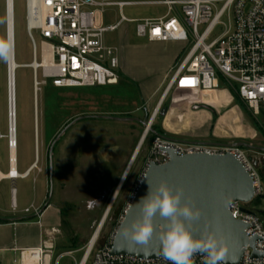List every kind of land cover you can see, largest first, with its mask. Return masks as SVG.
Masks as SVG:
<instances>
[{"label":"rangeland","instance_id":"1","mask_svg":"<svg viewBox=\"0 0 264 264\" xmlns=\"http://www.w3.org/2000/svg\"><path fill=\"white\" fill-rule=\"evenodd\" d=\"M108 1L132 3L124 6L108 5L103 10L92 7L96 23L100 26L114 25L122 16L139 20L161 17L168 13L166 5L152 3L160 0ZM25 3V0H14L15 58L17 63L22 65L16 71L17 164L20 173L34 162L36 166L27 179L19 178L16 181L15 198L19 207L11 206V199L8 205L10 209L17 211V215H33L30 219L38 220L48 209L45 215L49 223L43 224L42 241L51 236L55 240L56 248L51 264H56V258L67 251L73 252L72 255L61 256L59 264H78L122 182L135 149L142 140L147 128L142 122H150L157 106L156 103L153 109L144 112L143 108L147 105L142 102V97L146 95L139 83L144 82L149 86L150 96L157 93L161 97L168 82L160 91L153 84L163 76H171L177 58L189 49L190 44L150 42L136 35L137 21H123L116 30L104 34V42L116 49L128 71H133L138 76L135 82L125 80L124 77H128L120 68L123 76L121 75L118 85L98 89L78 87L62 90L43 85L41 89L38 87L35 97L34 69L31 67L34 61L33 45L26 30ZM202 30L203 26L199 27V31ZM219 30L220 28H217V34L220 33ZM34 37L39 51L42 38L38 32H34ZM0 38H7L6 0H0ZM178 52L180 53L174 60ZM173 93L171 91L165 97L151 124L157 134L162 131L160 125L163 114L174 105ZM232 94L234 104L238 108L237 113L241 117L240 123L237 124V116L230 109L221 110V107L217 106L216 109L201 110L206 109L204 113L211 118L207 119L211 132L217 130L218 126L221 131L233 135L221 137L210 134L200 137V141L215 140L222 144L244 142L264 148V118L261 116L256 119L249 107L240 101L234 92ZM95 98L102 111H94ZM178 105L191 109L190 104L185 101ZM8 108L7 63L0 61V162L6 161L9 166ZM77 119L51 151L52 144L60 133ZM152 133L151 130L148 132L133 159L132 166L110 207L95 248L101 247L107 240L131 199L148 155ZM240 148L256 163L264 186V153L246 147ZM4 183L8 184L11 196V181ZM4 183L0 184V187ZM31 204H35L34 207L30 206ZM25 207L30 208V211H19ZM247 207L259 214L264 223V197L254 198Z\"/></svg>","mask_w":264,"mask_h":264},{"label":"built area","instance_id":"2","mask_svg":"<svg viewBox=\"0 0 264 264\" xmlns=\"http://www.w3.org/2000/svg\"><path fill=\"white\" fill-rule=\"evenodd\" d=\"M25 1L26 30L33 45L34 61L31 67L34 69L35 86L39 89L43 85L59 89L118 85L121 78L120 58L116 49L105 44L104 34L116 30L123 21H137L136 35L140 38L150 42L178 41L190 44L189 49L177 58L164 98L173 91L172 104L185 101L190 106H195L202 102L203 95L225 85L249 107L256 119L261 116L264 118V0L153 1L152 3L166 5L167 15L139 20L122 16L118 23L109 26L98 25L91 8L103 10L108 5L124 6L132 2ZM201 26L203 30L200 32ZM217 28H220L219 34L216 32ZM34 32H38L42 38L39 51ZM45 50L50 53L48 61L44 59ZM148 132L146 130L143 133L141 146ZM10 145L12 146L11 138ZM168 150L179 156L230 153L243 164L252 178L254 198L264 195L263 180L256 163L242 148L188 143L154 134L150 138V148L139 182L128 204L149 165L169 162ZM247 205L248 203L243 202L229 205L232 217L248 224L246 236L259 237L253 248L246 246L239 264H264V257L252 256L254 250L264 252V223L259 214L249 210ZM29 211L30 208L24 210L26 213ZM123 216L124 213L101 247L95 248V244L87 246L78 264H170L160 253L157 259L110 255L115 232ZM55 248L52 236L45 238L39 247L16 248L19 258L15 259V263L51 264ZM72 253H61L55 263L59 264L64 254ZM193 264H203L201 254H194Z\"/></svg>","mask_w":264,"mask_h":264},{"label":"water","instance_id":"3","mask_svg":"<svg viewBox=\"0 0 264 264\" xmlns=\"http://www.w3.org/2000/svg\"><path fill=\"white\" fill-rule=\"evenodd\" d=\"M8 3L7 0V13H9ZM7 22L8 25V19ZM7 65L8 107L10 116V61L7 62ZM154 117L155 114L151 117V121L148 124L145 122L142 123L148 127V131L151 130V132L157 134L151 128ZM129 119L134 120V118ZM76 121H78V119L69 124L60 133L52 144L51 151L56 142ZM182 142L204 145H231L264 152V148L244 142H236L233 144H219L208 141ZM168 152L170 154V160L168 163L162 165L151 163L145 172L131 202L127 205L123 219L119 223L115 232L110 255L130 256L137 259H157L159 257L160 242L158 239V232L163 227V221L158 215L154 220L156 231L146 244H137L130 238L125 237L123 230L126 226H130L134 220L140 217L141 210L135 205L142 197L147 195L149 188L148 183H150L153 190H155L161 182H167V184L173 188H182L184 190L186 201L200 209V220L193 226L194 235H199V233L204 231L205 228L214 231L217 235H223L229 246V256L236 258L237 260L235 261V264H239L246 246L253 248L256 241L259 240V237L257 236L248 238L245 234L248 224L241 220L234 219L229 211V205L234 202L250 203L254 199L253 180L249 173L243 164L230 153H193L179 156L172 150H168ZM52 173V152H50L51 181ZM261 197H264V195ZM244 210L247 211V209ZM252 256L263 258L264 252L254 250ZM228 264H232V262L229 261Z\"/></svg>","mask_w":264,"mask_h":264},{"label":"crops","instance_id":"4","mask_svg":"<svg viewBox=\"0 0 264 264\" xmlns=\"http://www.w3.org/2000/svg\"><path fill=\"white\" fill-rule=\"evenodd\" d=\"M161 43V42H155ZM168 44L175 45L178 41H168ZM181 51V50H180ZM180 52L175 55L174 60L177 58ZM120 66L124 72V74L130 79L124 77L127 81L135 82L138 76L133 71H128L126 68L125 62L120 59ZM122 75V72H121ZM123 76V75H122ZM168 78V79H167ZM121 80V78H120ZM169 76H163L159 80L153 84L155 88L162 89V87L168 82ZM123 81V80H122ZM143 93L146 95L142 97V102L146 103V107L143 108L144 112L151 110L157 103V107L159 106L164 94L160 97V94L150 96L149 95V86H147L144 82L139 83ZM55 88V87H54ZM93 88V87H91ZM101 87H95L94 89H98ZM59 89V88H56ZM62 90V89H61ZM160 93V92H159ZM233 91L226 87L225 85L222 86L219 90L206 93L203 95L202 102L198 105L191 106V109H187L186 107L178 104H174L171 108H169L164 114L162 118V122L160 125V129L162 130L160 134L179 141H200V137H205L210 134L218 135L221 137H228L233 135L232 133H225L218 128L214 132H211L212 129L209 126V118L210 116L205 114L204 110L201 108L207 109H216L217 106L221 107V110L230 109L231 111L235 112L236 122L237 124L241 122V117L237 113L238 108L234 104L233 98ZM165 99V98H164ZM183 99H180L182 101ZM164 101V100H163ZM95 103L96 108L94 111H102L97 103L98 100L95 98L93 100ZM154 110V112H155ZM182 110L186 112H182ZM153 112V113H154ZM208 119V120H207ZM211 119V118H210ZM139 120V119H138ZM255 136V133L253 134ZM205 141V140H204ZM208 142L212 143H219L220 141L210 140ZM252 145V144H251ZM10 156H9V166L7 165L6 161L0 162V172L4 174H8L12 167L11 161V149L9 148ZM261 152V151H259ZM264 153V152H263ZM34 164V163H33ZM33 164H30L26 170L30 168L33 170ZM16 168H18L17 164V151H16ZM18 170V169H17ZM25 170V171H26ZM24 171V172H25ZM31 173V172H30ZM30 175V174H29ZM28 175V176H29ZM27 177H23L21 179H27ZM19 179V178H18ZM11 181V196L9 194L8 184L4 182ZM16 181L10 179V177H2L0 178V184H3L0 187V219H4L6 222H0V264H17L15 263V259L18 257V252L15 251L16 248H36L41 245L42 235H43V224L49 223V219L46 217V209L42 214L40 220L30 219L29 215H17L12 209L9 208V199H11V206L13 205V190H15ZM16 195V194H15ZM16 199V198H15ZM35 204H31L30 206L34 207ZM14 206V205H13ZM16 207L18 208V204L16 203ZM27 207L23 209H19L20 212L24 211ZM11 255H10V254Z\"/></svg>","mask_w":264,"mask_h":264},{"label":"clouds","instance_id":"5","mask_svg":"<svg viewBox=\"0 0 264 264\" xmlns=\"http://www.w3.org/2000/svg\"><path fill=\"white\" fill-rule=\"evenodd\" d=\"M14 57V44L10 38H0V61ZM116 150V149H113ZM127 173L123 175L126 177ZM148 193L135 205L141 215L123 230L125 237L137 244H146L156 231L157 215L163 221L158 232L160 255L170 264H193L194 254H201L203 264H235L229 256V246L223 235L205 228L194 235L193 226L200 220L201 211L186 201L184 190L161 182L155 190L148 183Z\"/></svg>","mask_w":264,"mask_h":264},{"label":"bare ground","instance_id":"6","mask_svg":"<svg viewBox=\"0 0 264 264\" xmlns=\"http://www.w3.org/2000/svg\"><path fill=\"white\" fill-rule=\"evenodd\" d=\"M8 2H9L8 3L9 4V13H7V19L9 21V24L7 25V38H10L13 41V44H14V57L10 61L11 109H10V116H9L10 124H8V130H9L10 138H11V141H12V146L9 144V148L11 149L12 167H11V170L8 172V174H4V173L0 172V178H2V177H10L11 180H16L18 178L27 177L32 170H30V168H29L25 172L20 173L19 170H17L18 168H16V151H17V149H16L17 148V78H16V71H17V68L21 67L22 65H19V63H17L16 58H15L16 57V53H15L14 0H8ZM6 3H7V0H6ZM49 57H50V53L47 50H45L44 51V59H45V61H48ZM7 75H8V73H7ZM7 81H8V76H7ZM37 89H38V87L35 88V97L37 96ZM163 100H164V96H163L159 106L163 103ZM157 109H158V107H157ZM157 109L155 110V112L153 113L152 116H154V114H155V116L157 115V111H158ZM147 129H148V127L146 128V130ZM15 141H16V147H14V142ZM141 142H142V140H141ZM141 142L137 146V148L135 149V152H134V154H133V156H132V158H131V160H130V162L128 164V167L126 169L125 174L126 173L128 174V172H129V170H130V168L132 166L133 159L136 156V154L138 152V149H140V147H141ZM35 164H36V162H34L33 168H35V166H36ZM13 173H15V175H13ZM125 178L126 177L122 178V182L119 184V186H118V188H117V190H116V192L114 194L113 199L111 200V203H110L107 211L103 215V218H102L101 222L99 223L97 229L95 230V232H94V234H93V236H92V238L90 240V243L88 245L89 247L94 245L95 242L97 241L98 236L100 234V231H101V229L103 227V224H104L106 218L108 217V213H109L110 207L112 206V203H113L115 197L117 196L118 191L120 190ZM13 191H14L13 192V194H14V197H13V205L14 206L13 207H16L15 190H13Z\"/></svg>","mask_w":264,"mask_h":264},{"label":"trees","instance_id":"7","mask_svg":"<svg viewBox=\"0 0 264 264\" xmlns=\"http://www.w3.org/2000/svg\"><path fill=\"white\" fill-rule=\"evenodd\" d=\"M237 98H238V96H237ZM239 99V98H238ZM164 102V101H163ZM153 128V130L156 132V130H155V128L154 127H152ZM158 133L160 134V132L158 131ZM154 135V133H152L151 134V136H153ZM0 222L1 223H4V222H6L4 219H0Z\"/></svg>","mask_w":264,"mask_h":264},{"label":"snow or ice","instance_id":"8","mask_svg":"<svg viewBox=\"0 0 264 264\" xmlns=\"http://www.w3.org/2000/svg\"><path fill=\"white\" fill-rule=\"evenodd\" d=\"M13 175H15V173H13Z\"/></svg>","mask_w":264,"mask_h":264}]
</instances>
